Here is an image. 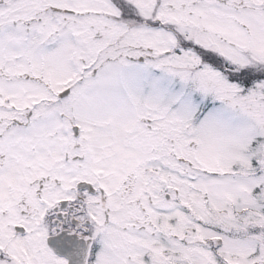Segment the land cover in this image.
<instances>
[{"label":"snow or ice","instance_id":"6c2138e0","mask_svg":"<svg viewBox=\"0 0 264 264\" xmlns=\"http://www.w3.org/2000/svg\"><path fill=\"white\" fill-rule=\"evenodd\" d=\"M0 264H264V0H0Z\"/></svg>","mask_w":264,"mask_h":264}]
</instances>
